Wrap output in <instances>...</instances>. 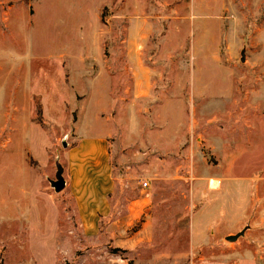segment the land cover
<instances>
[{
  "label": "rangeland",
  "instance_id": "rangeland-1",
  "mask_svg": "<svg viewBox=\"0 0 264 264\" xmlns=\"http://www.w3.org/2000/svg\"><path fill=\"white\" fill-rule=\"evenodd\" d=\"M97 135L115 181L99 217L68 160ZM204 176L226 180L194 193ZM259 177L264 0H0V264H234L252 237L192 251L190 217L216 196L222 230L250 227Z\"/></svg>",
  "mask_w": 264,
  "mask_h": 264
},
{
  "label": "crops",
  "instance_id": "crops-1",
  "mask_svg": "<svg viewBox=\"0 0 264 264\" xmlns=\"http://www.w3.org/2000/svg\"><path fill=\"white\" fill-rule=\"evenodd\" d=\"M128 52L126 58L130 66H133L136 70V78H144L146 72L141 66V59L136 57L135 47L137 40H128ZM131 47V49H130ZM148 66V65H147ZM150 67V66H148ZM143 86L138 82L136 91L140 96L147 95L148 91H143ZM238 154L234 153L236 158ZM241 155V154H240ZM68 160L70 164V186L71 190L76 197L79 209L83 215L84 212L89 210L95 213L97 217L107 216L110 212V206L108 200L114 193L115 181L112 180V175L109 166V154L107 151V143L103 136H90L81 141V143L70 150L68 153ZM87 169H91V174ZM95 170V172L93 171ZM213 177V178H211ZM204 176L203 178H196L192 182V191L194 193L200 190V194H207L211 191L220 190L222 180L225 178L221 176ZM95 180H92V179ZM217 182L215 188H211L210 181ZM226 180V179H225ZM255 182V190L258 193L260 186L264 185V177L253 179ZM264 193V192H263ZM205 197V196H204ZM214 196V202L209 204L207 201L200 203L198 208L191 214L189 225V246L190 250L198 251L202 248L211 246L215 242V237L220 238L221 241H226L225 238L231 235H235L237 228L241 227L245 221L248 220L247 214L240 216L236 219L235 223L230 224L226 230L221 228L222 218L218 215L219 207L221 203ZM195 205L201 201V199H195ZM258 214L251 220V226L245 230L243 236H251L255 255L246 256L234 264H259V261H264V199L260 196L256 197ZM214 207L215 210L211 211ZM250 228V230H249ZM249 230V232H246ZM242 236V237H243ZM239 239V238H238ZM237 239V240H238ZM231 261H223L222 264H230Z\"/></svg>",
  "mask_w": 264,
  "mask_h": 264
},
{
  "label": "water",
  "instance_id": "water-1",
  "mask_svg": "<svg viewBox=\"0 0 264 264\" xmlns=\"http://www.w3.org/2000/svg\"><path fill=\"white\" fill-rule=\"evenodd\" d=\"M61 170L57 171L56 174V181L51 182V186L54 188L55 192H60L64 189L65 186V182L64 179L61 175ZM248 229V227H245L244 229H242V231H240L239 233L235 234V235H231L225 238V240L227 242H235L238 238L242 237L244 235L245 230Z\"/></svg>",
  "mask_w": 264,
  "mask_h": 264
},
{
  "label": "bare ground",
  "instance_id": "bare-ground-1",
  "mask_svg": "<svg viewBox=\"0 0 264 264\" xmlns=\"http://www.w3.org/2000/svg\"><path fill=\"white\" fill-rule=\"evenodd\" d=\"M209 185L211 188H215L217 186V183L214 181H210Z\"/></svg>",
  "mask_w": 264,
  "mask_h": 264
},
{
  "label": "built area",
  "instance_id": "built-area-1",
  "mask_svg": "<svg viewBox=\"0 0 264 264\" xmlns=\"http://www.w3.org/2000/svg\"><path fill=\"white\" fill-rule=\"evenodd\" d=\"M142 186H143L144 188H146V187H148V183H147V182H144V183H142Z\"/></svg>",
  "mask_w": 264,
  "mask_h": 264
}]
</instances>
